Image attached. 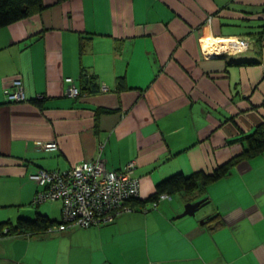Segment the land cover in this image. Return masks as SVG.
<instances>
[{
  "label": "crops",
  "instance_id": "crops-1",
  "mask_svg": "<svg viewBox=\"0 0 264 264\" xmlns=\"http://www.w3.org/2000/svg\"><path fill=\"white\" fill-rule=\"evenodd\" d=\"M44 4L0 27V221L61 220L60 200L32 202L39 169L98 155L118 169L136 159L144 200L177 172H213L264 119V0ZM230 35L249 48L214 51L209 40ZM66 77L77 96L66 93ZM15 79L25 100L7 99ZM181 193L107 224L1 236L0 264H47L30 250L55 236L65 258L50 264H82L83 252L86 264H264V151ZM201 198L195 214L178 216Z\"/></svg>",
  "mask_w": 264,
  "mask_h": 264
},
{
  "label": "built area",
  "instance_id": "built-area-1",
  "mask_svg": "<svg viewBox=\"0 0 264 264\" xmlns=\"http://www.w3.org/2000/svg\"><path fill=\"white\" fill-rule=\"evenodd\" d=\"M216 38L224 39L221 42L222 53L241 55L249 48V41L243 37L230 35ZM65 80L69 83L66 93L77 96L80 88L74 84L73 78L66 77ZM101 90L107 91L108 87L102 85ZM7 99H26L21 79L13 81V89L7 93ZM37 145L44 149L57 148L56 141H38ZM136 168V159H130L122 168L108 167L101 155L64 170L42 168L30 175L42 186L36 191L32 202L36 205L55 200L62 202L61 220L50 226V231L107 224L114 221L120 213L137 209L131 203L132 199L140 195V178L136 174ZM166 198H171V195L163 193L141 209L146 211L157 208L159 202Z\"/></svg>",
  "mask_w": 264,
  "mask_h": 264
},
{
  "label": "trees",
  "instance_id": "trees-1",
  "mask_svg": "<svg viewBox=\"0 0 264 264\" xmlns=\"http://www.w3.org/2000/svg\"><path fill=\"white\" fill-rule=\"evenodd\" d=\"M44 7V0H0V27L28 17L41 11ZM85 43V38H82V51L85 49ZM83 74L85 73L83 72ZM239 139L243 143L242 152L219 165L213 172L196 171L189 176L182 172H177L158 182L156 191L150 197L144 200L137 197L132 199L131 203L134 206L139 205L137 207L139 208L149 201L157 199L163 193L171 195L177 192H189L197 188L201 189L206 187L207 184L229 175L238 161L264 151V119L251 132L242 133ZM57 222L59 221L50 219L43 214H38L35 218L20 217L16 223L0 221V237L10 234L45 231Z\"/></svg>",
  "mask_w": 264,
  "mask_h": 264
},
{
  "label": "rangeland",
  "instance_id": "rangeland-1",
  "mask_svg": "<svg viewBox=\"0 0 264 264\" xmlns=\"http://www.w3.org/2000/svg\"><path fill=\"white\" fill-rule=\"evenodd\" d=\"M180 196H182L181 192H177L173 194L174 198H178ZM30 218H33V217H30ZM58 237L59 236H55V238H51L50 240H47V244H48L47 246L45 244L46 241L42 242L41 244H39L38 242L37 244L33 246V249L30 250V253L34 251V254H35L37 251L38 257L44 259V261H47L46 262L47 264L61 262L65 258V256L61 255L62 249H59ZM86 256L88 257V254L83 252L82 262L79 261V263L86 264V260H85Z\"/></svg>",
  "mask_w": 264,
  "mask_h": 264
},
{
  "label": "water",
  "instance_id": "water-1",
  "mask_svg": "<svg viewBox=\"0 0 264 264\" xmlns=\"http://www.w3.org/2000/svg\"><path fill=\"white\" fill-rule=\"evenodd\" d=\"M206 198H201L195 201H187L184 206V210L178 216H184L187 214L193 215L200 208V206L206 203Z\"/></svg>",
  "mask_w": 264,
  "mask_h": 264
},
{
  "label": "bare ground",
  "instance_id": "bare-ground-1",
  "mask_svg": "<svg viewBox=\"0 0 264 264\" xmlns=\"http://www.w3.org/2000/svg\"><path fill=\"white\" fill-rule=\"evenodd\" d=\"M210 42H212V44H211V46L213 47L214 46V51H221V48H222V46H221V42L222 41H224V39L223 38H220V39H218V38H213V39H211V40H209ZM209 41H208V43H207V50L209 51ZM213 50V49H212Z\"/></svg>",
  "mask_w": 264,
  "mask_h": 264
}]
</instances>
